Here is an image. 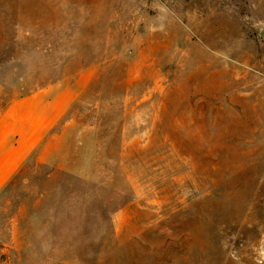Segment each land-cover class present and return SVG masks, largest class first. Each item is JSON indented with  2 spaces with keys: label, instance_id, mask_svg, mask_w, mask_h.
Instances as JSON below:
<instances>
[{
  "label": "rangeland",
  "instance_id": "1",
  "mask_svg": "<svg viewBox=\"0 0 264 264\" xmlns=\"http://www.w3.org/2000/svg\"><path fill=\"white\" fill-rule=\"evenodd\" d=\"M0 84L75 97L0 264H264V0H0Z\"/></svg>",
  "mask_w": 264,
  "mask_h": 264
},
{
  "label": "crops",
  "instance_id": "2",
  "mask_svg": "<svg viewBox=\"0 0 264 264\" xmlns=\"http://www.w3.org/2000/svg\"><path fill=\"white\" fill-rule=\"evenodd\" d=\"M74 99L63 85L11 95L0 84V195L66 117Z\"/></svg>",
  "mask_w": 264,
  "mask_h": 264
}]
</instances>
